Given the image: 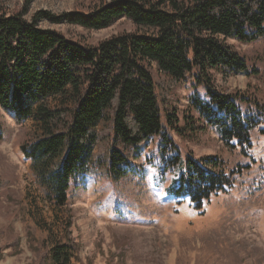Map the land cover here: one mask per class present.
Returning <instances> with one entry per match:
<instances>
[{"label": "trees", "instance_id": "1", "mask_svg": "<svg viewBox=\"0 0 264 264\" xmlns=\"http://www.w3.org/2000/svg\"><path fill=\"white\" fill-rule=\"evenodd\" d=\"M28 4H0V106L18 123L38 127L20 149L45 200L65 209L66 227L76 179L119 181L152 138L161 137L162 153L172 144L168 129L185 139L213 128L231 149L251 146V132L261 125L264 134V103L221 91L214 76L252 73L227 40L264 39V0H95L62 13L40 9L30 18ZM122 18L135 31L95 44L41 26L45 20L97 31ZM189 79L204 95L190 96L181 124L168 95ZM163 162L180 167L173 192L187 196L195 210L232 184L216 156L176 154ZM76 249L71 238L57 239L46 262L73 264Z\"/></svg>", "mask_w": 264, "mask_h": 264}, {"label": "rangeland", "instance_id": "2", "mask_svg": "<svg viewBox=\"0 0 264 264\" xmlns=\"http://www.w3.org/2000/svg\"><path fill=\"white\" fill-rule=\"evenodd\" d=\"M25 1L0 0V4L14 9ZM94 1L28 0L27 16L40 9L62 13L85 8ZM41 26L90 44L135 31L127 18L97 31L45 20ZM227 43L245 57L252 73L215 72L217 87L223 92H245L264 103V39L250 43L228 39ZM195 92L204 95L203 87L195 90L189 79L168 95V108L176 109L181 124ZM0 122V264H47L49 249L57 239L67 238L77 248L73 264H264L263 125L252 130L251 146L233 149L213 128L185 139L168 129L172 144L162 153L165 143L161 137L152 138L133 158V172L119 181L100 175L76 179L68 195L72 225L66 227L65 209L45 200L20 149L38 127L31 120L18 123L1 106ZM163 154L164 159L179 154L184 160L190 154L196 159L216 156L232 184L195 210L187 196L173 192L181 169L166 167Z\"/></svg>", "mask_w": 264, "mask_h": 264}, {"label": "bare ground", "instance_id": "3", "mask_svg": "<svg viewBox=\"0 0 264 264\" xmlns=\"http://www.w3.org/2000/svg\"><path fill=\"white\" fill-rule=\"evenodd\" d=\"M221 138V137H220ZM180 148V147H179Z\"/></svg>", "mask_w": 264, "mask_h": 264}]
</instances>
